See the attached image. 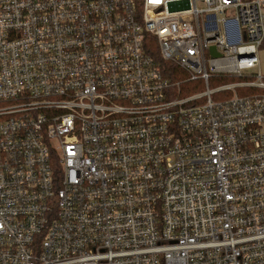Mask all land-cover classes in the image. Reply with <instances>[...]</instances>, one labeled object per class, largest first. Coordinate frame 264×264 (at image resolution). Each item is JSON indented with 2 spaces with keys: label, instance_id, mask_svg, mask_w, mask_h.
Masks as SVG:
<instances>
[{
  "label": "built area",
  "instance_id": "1",
  "mask_svg": "<svg viewBox=\"0 0 264 264\" xmlns=\"http://www.w3.org/2000/svg\"><path fill=\"white\" fill-rule=\"evenodd\" d=\"M262 52L264 0H0V264H264Z\"/></svg>",
  "mask_w": 264,
  "mask_h": 264
},
{
  "label": "trees",
  "instance_id": "2",
  "mask_svg": "<svg viewBox=\"0 0 264 264\" xmlns=\"http://www.w3.org/2000/svg\"><path fill=\"white\" fill-rule=\"evenodd\" d=\"M161 67L163 69V73L167 77L171 78L173 82L183 81L185 79V76L183 75V73H181V71L177 67H175L174 65L169 64V63H162ZM237 81H239V80L234 79V78H232L230 80L224 79L223 81H221V84H224L227 82H237ZM189 85H191V83L184 84L181 87V90H180L181 97H187V96L193 95V93L196 91V90H190L188 87ZM186 87H188V88L186 89ZM247 93H249V91H247Z\"/></svg>",
  "mask_w": 264,
  "mask_h": 264
},
{
  "label": "rangeland",
  "instance_id": "3",
  "mask_svg": "<svg viewBox=\"0 0 264 264\" xmlns=\"http://www.w3.org/2000/svg\"><path fill=\"white\" fill-rule=\"evenodd\" d=\"M259 58H260V61H261L262 64H263V65H262V71H263V73H264V53H263V52L259 54ZM223 80H224V79H221V80H219V81H216V82L212 83V84L210 85V87H211V88H215L217 85H223V84H221V81H223ZM226 80H230V79H226ZM227 83H228V82H227ZM224 84H225V83H224ZM188 87H189L190 90H196V91L193 93V95H194V94H197V93L204 92V91L206 90L205 85H204V84H200V83H192V84L189 85ZM188 87H186V89H187ZM222 96H223V95H217V96H215V99H216V100H219Z\"/></svg>",
  "mask_w": 264,
  "mask_h": 264
}]
</instances>
